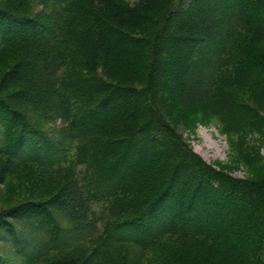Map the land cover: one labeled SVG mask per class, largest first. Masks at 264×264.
<instances>
[{
  "label": "trees",
  "instance_id": "obj_1",
  "mask_svg": "<svg viewBox=\"0 0 264 264\" xmlns=\"http://www.w3.org/2000/svg\"><path fill=\"white\" fill-rule=\"evenodd\" d=\"M213 122L250 177L187 141ZM259 140L264 0H0V157L28 171L0 245L20 264L76 244L59 264H264Z\"/></svg>",
  "mask_w": 264,
  "mask_h": 264
},
{
  "label": "rangeland",
  "instance_id": "obj_2",
  "mask_svg": "<svg viewBox=\"0 0 264 264\" xmlns=\"http://www.w3.org/2000/svg\"><path fill=\"white\" fill-rule=\"evenodd\" d=\"M184 135L187 141L193 147L194 151L198 153L206 162L214 166L225 164L227 167H229V172L235 177L247 178L250 177L251 174H254L253 171L249 169V167L245 163H242L237 157L238 155L237 153H235L232 147L230 137L226 133H223L221 131L220 125L216 122L205 125L199 123L194 129L185 130ZM258 150L260 155L264 156V141L262 142L259 140ZM236 157L238 158L237 161H235ZM4 158L5 157H0V202H3V205L6 202L7 197L10 196V190H12L15 196H17V191L15 192L16 187H14V184L18 179L22 178L23 175L28 172L26 169H24L23 172L16 170L14 174L12 173L10 175H6L5 169L8 168L10 173L12 171V168L10 167V162L5 161ZM1 176H5L4 180L1 179ZM16 201L17 198L14 199L12 204ZM38 220L39 219H37V222ZM63 220L65 223H69V220L67 218ZM4 247L5 246L0 245V252L3 251L4 253L10 255L17 264H20L22 262H19L20 257H17L16 252L13 249L6 250L3 249ZM80 247V244H76L73 247L71 246V248L64 251L63 253H59L58 255H52L56 252L55 249L48 248V251H50L49 255L51 254L48 261L39 263V258L37 257L31 260L28 264H59V259L62 260V258H64L65 256L71 258L73 256L79 255L82 252V248ZM64 253L65 255L62 256ZM116 255L127 262L138 260L141 262L142 256V254H140L138 250L129 247V245H122L121 247H119L118 250H116ZM24 256L28 260L30 259V256L28 257V253ZM122 256L124 258H122ZM34 260L36 261L34 262Z\"/></svg>",
  "mask_w": 264,
  "mask_h": 264
}]
</instances>
